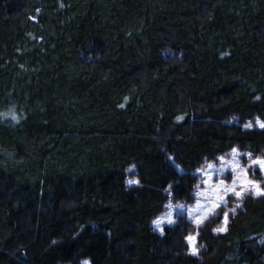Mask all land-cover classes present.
Here are the masks:
<instances>
[{"label":"trees","instance_id":"16d2710c","mask_svg":"<svg viewBox=\"0 0 264 264\" xmlns=\"http://www.w3.org/2000/svg\"><path fill=\"white\" fill-rule=\"evenodd\" d=\"M256 119L264 0H0V264H264V179L221 229L152 225L262 156Z\"/></svg>","mask_w":264,"mask_h":264},{"label":"rangeland","instance_id":"374dc122","mask_svg":"<svg viewBox=\"0 0 264 264\" xmlns=\"http://www.w3.org/2000/svg\"><path fill=\"white\" fill-rule=\"evenodd\" d=\"M251 125L264 127V121L256 119L247 123V126ZM195 172L197 183L193 199L190 202H169L165 211L152 221L157 232L160 233L164 225L174 224L181 218L195 228L211 218L219 229L224 227L227 212L239 205L241 197L247 192H260V183L264 179V152L261 157L252 158L233 149L215 160L202 162ZM128 181L134 183L135 179L129 176ZM195 236L194 232L187 237L192 253L197 251ZM78 264H90V261L82 259Z\"/></svg>","mask_w":264,"mask_h":264}]
</instances>
